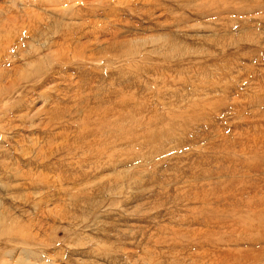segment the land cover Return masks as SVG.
Returning a JSON list of instances; mask_svg holds the SVG:
<instances>
[{"label": "rangeland", "instance_id": "obj_1", "mask_svg": "<svg viewBox=\"0 0 264 264\" xmlns=\"http://www.w3.org/2000/svg\"><path fill=\"white\" fill-rule=\"evenodd\" d=\"M263 145L264 0H0V264H226L175 198L263 197Z\"/></svg>", "mask_w": 264, "mask_h": 264}, {"label": "bare ground", "instance_id": "obj_2", "mask_svg": "<svg viewBox=\"0 0 264 264\" xmlns=\"http://www.w3.org/2000/svg\"><path fill=\"white\" fill-rule=\"evenodd\" d=\"M41 21V20H39ZM44 22V21H43ZM36 30V29H35ZM43 32V31H42ZM45 33V32H43ZM61 47H64V45H59ZM37 65V64H36ZM209 90L215 89L214 87H209ZM208 96V94H207ZM99 103H103V101H100ZM204 106V105H203ZM101 108V106H98L97 109ZM127 108V107H126ZM96 109L92 108L87 111L85 120L87 118L89 119V114L91 112H95ZM100 113L103 114L105 117L106 112L103 110ZM125 112V111H123ZM117 114V113H116ZM119 114V113H118ZM117 114V115H118ZM128 114V113H127ZM126 114V115H127ZM125 115V114H124ZM132 116V115H130ZM129 117V116H128ZM132 119V118H131ZM244 119V118H243ZM128 120V119H127ZM130 120V119H129ZM132 121V120H131ZM97 125L100 124V122L96 123ZM95 124V125H96ZM104 123H101V126H103ZM137 127V126H136ZM136 130V128H135ZM245 142V141H243ZM247 143V141H246ZM249 145V144H248ZM250 146V145H249ZM248 146V148H249ZM264 146V145H263ZM245 147V146H244ZM247 148V149H248ZM245 150V149H244ZM246 151V150H245ZM106 152V151H105ZM249 152V151H248ZM149 161V160H148ZM207 179V178H206ZM187 188H191L188 191L183 192L182 195L178 198H175L178 202L186 203L189 205H194L195 208L192 210L193 219L189 220V225H197L204 227L205 230H202L201 228H196L190 232L181 230V229H173V233L176 237V240L179 244V246H184V241L187 242L188 247L194 246L196 242L203 245H212L213 248L218 250L215 257L221 260H224L226 264H232L234 260H240L242 261L241 264H259L260 259L262 256H264V248L263 249H253V248H246L242 249L240 253L247 252L245 255H239L234 250H232V256H226L227 252L231 249L229 248V245H237L239 243H244L248 246H256L260 244H264V235L257 234L256 231H259L261 229V225L264 219V196L263 197H256V196H250L248 199L242 200V197H232L230 202H226L223 205H216L217 201H212L209 196L204 192V188L206 186L205 182H198V181H192V178L188 181H186ZM191 183V184H190ZM185 184V183H184ZM183 184V186H184ZM178 186V184H175ZM261 185V184H260ZM181 186H179L180 188ZM177 187V189H179ZM213 202H216L215 204ZM239 205V206H237ZM207 213L203 212L206 211ZM240 210L247 212V215H251L254 217V221H257L256 223H248L249 219L244 216L237 217L233 219H225V212L226 211H233V213L238 214ZM221 215L220 221H218L215 217V214ZM223 213V214H222ZM259 215H262L259 219ZM196 217V218H195ZM256 219V220H255ZM201 220V221H198ZM188 221V220H187ZM247 222V223H245ZM238 223H240V226H243V237L233 239L230 244L226 241L216 238L215 241L212 239V236L214 234H217V231L223 227L224 230H232L234 229L233 226H236ZM250 227H249V225ZM256 224V226H255ZM255 226V227H253ZM235 231V230H233ZM232 231V232H233ZM216 232V233H215ZM170 241L168 242V244ZM221 246H226L224 252H220L218 248ZM185 247V246H184ZM258 250V251H254ZM239 255V256H238ZM194 257V256H192ZM198 257V258H197ZM195 258H192L191 260H201L205 259L203 256H197ZM212 264V263H211Z\"/></svg>", "mask_w": 264, "mask_h": 264}]
</instances>
